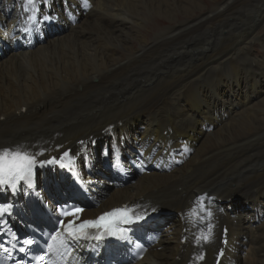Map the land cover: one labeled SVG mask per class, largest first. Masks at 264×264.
I'll use <instances>...</instances> for the list:
<instances>
[{
  "label": "bare ground",
  "instance_id": "bare-ground-1",
  "mask_svg": "<svg viewBox=\"0 0 264 264\" xmlns=\"http://www.w3.org/2000/svg\"><path fill=\"white\" fill-rule=\"evenodd\" d=\"M91 1L93 9L76 27L64 28L62 35L34 52L8 55L0 70V149L26 150L37 163L72 150L91 156V146L108 140L106 130L90 134L92 127L110 125L138 144L152 138L164 147L170 141L177 144L180 139L169 134L157 137V127L165 122L175 135L194 144V158L170 174L143 176L139 187L110 193L96 212L140 198L150 209L171 211L167 224H172V237L137 264H187L194 251L181 242L187 233L178 214L190 209L198 194L209 192L225 209L219 220L230 230L222 264H239L241 257L246 264H264V118L234 121L229 116L221 121L223 114L233 115L235 108L247 107L264 92V72L250 62L249 49L245 55L234 49L249 41L243 28L254 30L251 15L264 12V0H222L207 12L197 0H182L181 7L180 0L175 6L173 0H157L151 7L145 0ZM179 12L184 20L151 41L142 33L117 34L125 23L134 27L152 15L176 21ZM192 12L194 17L189 16ZM202 114L205 120L221 117L219 122L207 121L216 128L211 134H204L201 124L206 123L193 117ZM80 141L87 144L78 146ZM80 163L87 159L79 157ZM60 175L52 172L49 177L52 204L58 202L57 190L66 185ZM254 190L258 193L252 196ZM237 195H247L244 209L252 205L262 216L250 207L241 221L233 210L244 204L242 199L233 201ZM23 201L28 203V197ZM253 223L263 226L251 237ZM220 237L221 230L204 264H212Z\"/></svg>",
  "mask_w": 264,
  "mask_h": 264
},
{
  "label": "rangeland",
  "instance_id": "rangeland-1",
  "mask_svg": "<svg viewBox=\"0 0 264 264\" xmlns=\"http://www.w3.org/2000/svg\"><path fill=\"white\" fill-rule=\"evenodd\" d=\"M167 1H169L170 2V0H167ZM200 1V2H199ZM202 1H203V3H202ZM222 0H197V3H201L200 5H201V7H203V9L207 12V10H209V9H211L212 7H213V5L216 3V2H221ZM145 2L147 3V5L148 6H155L158 2H160V1H158L157 2V0H145ZM177 2V0H173L172 1V3H173V5L175 6V4H177L176 3ZM180 2H181V4H180V7L182 6V5H184V2L182 3V0H180ZM179 2V3H180ZM171 2H170V4H172ZM212 5V6H211ZM206 7V8H205ZM149 9V8H148ZM169 9V8H168ZM202 8H201V10H203ZM180 13V12H179ZM177 14V17H176V21H174V19L173 20H170V19H164V20H160V19H158V18H156V16L155 15H152L151 17L149 16V18H148V20L147 19H143V21L141 22V23H138V25H135L134 27H132V25L131 24H129V23H125V25L122 27V31H119L117 34L120 36L121 34L123 35H131L132 37H135V35H137V34H141V36H143V37H145V39H147V40H149V41H151V40H153V38H154V36L155 35H157L158 33H160V32H163V29H165L166 27H168V26H171V25H174V24H176V23H179V22H181V21H183L184 19L181 17L182 15H183V13H180V14ZM193 13V14H192ZM192 13H190V15L189 16H195L194 15V13L195 12H192ZM263 14V15H262ZM180 17V18H179ZM185 17V16H184ZM251 17H254L253 18V24H252V27H253V29L254 30H251V31H248L247 29L249 28V26L248 27H244V28H246V29H244L243 28V31H247L249 34H250V39H249V41H247V43L245 44V43H240V44H238L237 46H235V50H237L240 54H243V55H245L248 51H247V49H249V52L251 53V55H252V57H251V60H250V62H253L254 63V66H256L257 65V67L260 69V70H263V72H264V12L263 11H261V12H259L257 15H255L254 16V14H252L251 15ZM194 19H196V18H194ZM169 21V22H168ZM93 22V21H92ZM80 24V23H79ZM142 26V27H141ZM142 28V29H141ZM144 28V29H143ZM149 29V30H148ZM252 33V34H251ZM214 38H216V39H218L219 37H218V35H216V36H214ZM253 39V40H252ZM252 43V44H251ZM220 45V47H216V46H214L213 48H214V50H215V52L216 51H218L221 47H222V44L220 43L219 44ZM135 46L137 47L138 46V43H136L135 42ZM30 52H34L33 50L32 51H30ZM253 52V53H252ZM33 54H35V53H33ZM253 58H254V60H253ZM258 61V62H257ZM8 62V56L5 58V59H0V70H2V68H4L5 67V64ZM2 63V64H1ZM221 64V62L219 61V62H217V65H220ZM57 66V65H56ZM167 79V78H166ZM141 80V79H140ZM263 90H264V88H263ZM183 93H184V91H183ZM181 94H182V91H181ZM172 98L173 99H175V98H177V95H176V92L175 93H173L172 94ZM260 104H262V106L261 107H259L260 106ZM241 106H243L244 107V109L243 110H241V111H239L238 112V110H236L237 108H235L234 110V114L233 115H231L232 113H229V114H223L221 117H222V120L221 121H223L224 120V118H226V117H229V116H231V119L232 120H237V119H240L241 117H243V116H254V115H256V116H260V117H263L264 118V113H261L263 110H264V92L262 93V95H260L258 98H256L255 100H254V102L253 103H251L250 105H248L247 107H246V105H243V104H241L239 107L241 108ZM253 107V108H252ZM256 107V108H255ZM258 108V109H257ZM254 109V110H253ZM252 110V111H251ZM256 110V111H255ZM258 110H259V112H258ZM252 113V114H251ZM256 113V114H255ZM261 113V114H260ZM195 119H197V120H199V121H201V120H203L204 121V123H206V124H204V125H202L201 124V130L203 131V133L204 134H211V133H208L207 131H206V128L205 127H207V126H209L208 124H207V121H215V120H217L218 122L220 121V119H221V117L219 118V119H216V118H210V120H205V118H204V116H203V114L201 115V116H193ZM233 121V122H234ZM142 122H143V124L145 123L144 121H143V119H142ZM226 122H229V121H226ZM226 122L224 123V126H226V125H228V124H226ZM233 122H231V123H233ZM160 123H162L161 125H159L158 127H157V137H159L160 135H165V134H169V135H171L172 137H174V138H177V139H184L185 137H184V135H175V133H173L171 130H170V126H168V125H166V123L165 122H160ZM230 123V124H231ZM92 125H89L88 126V128L89 127H91ZM223 126V127H224ZM138 127V126H137ZM136 127V128H137ZM222 127V128H223ZM87 128V129H88ZM106 128V127H105ZM105 128H95V126H93L92 127V129H91V132H90V134H93V135H95L96 133H98V132H102V134L104 133V131H105ZM216 128L214 127V130H215ZM213 130V131H214ZM221 129H219V130H216L215 132L217 133L218 131H220ZM214 132V133H215ZM97 138H102L103 136L102 135H99V136H96ZM196 150H197V148L195 149V152H196ZM195 152H194V154H195ZM194 154L191 156V157H193L194 158ZM245 177H246V175H244ZM143 179V177L142 178H140L137 182H136V184L135 185H130V186H128L129 187V189L131 188H133V187H139V183L141 182V180ZM110 193H112V192H110ZM109 193V194H110ZM254 193H258V190H254L252 193H251V195L253 196L254 195ZM247 196V195H246ZM246 196H243V195H237L236 197H240V199L239 200H243L242 202L244 203V204H238V205H236L234 208H233V210L235 211V212H239V214H240V219H241V221H245V219L247 218V209H244L245 208V203H246V201H249V200H247V198H246ZM59 198H60V196L58 195L57 196V200L59 201ZM236 199L234 198L233 199V201H235ZM223 202V201H222ZM224 204V203H223ZM244 212H246V213H244ZM234 213V212H233ZM169 219H171V217L169 216V217H167V220H169ZM236 221V220H235ZM263 225H262V223L261 224H258V223H253V227L251 228V229H249V231H248V235H250L251 237L254 235V233H260V228L262 227ZM248 262V260L246 259V257H241L240 259H239V264H246Z\"/></svg>",
  "mask_w": 264,
  "mask_h": 264
},
{
  "label": "snow or ice",
  "instance_id": "snow-or-ice-1",
  "mask_svg": "<svg viewBox=\"0 0 264 264\" xmlns=\"http://www.w3.org/2000/svg\"><path fill=\"white\" fill-rule=\"evenodd\" d=\"M87 2V0H85ZM45 19H49L45 17ZM68 155L67 152L64 154ZM53 161H47V163H52ZM43 163V162H42ZM37 166V160L35 155L29 154L26 150L21 151L19 149L12 150L10 148L0 149V186H9L13 191H15L17 184L20 181H31L34 168ZM10 206L0 207V212H7ZM83 209L76 208L71 212H64L65 216L78 217V214L82 212ZM211 215V213H209ZM123 220L124 222H129V213L127 209H116L111 212L104 213L96 220H85L79 225H76L74 221L69 222L65 227L69 239L78 240L82 236L86 235V229H105L112 231L114 226ZM63 225V221H61ZM204 240L208 239V236L201 237ZM57 240L59 246L64 245V240L59 237H53ZM31 244V241H28ZM41 260L44 259L43 256L40 257ZM202 259V257H201Z\"/></svg>",
  "mask_w": 264,
  "mask_h": 264
}]
</instances>
